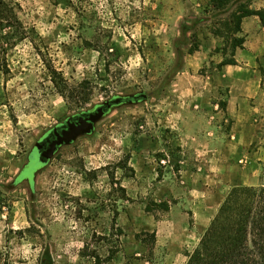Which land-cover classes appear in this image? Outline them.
Here are the masks:
<instances>
[{
    "label": "rangeland",
    "instance_id": "rangeland-1",
    "mask_svg": "<svg viewBox=\"0 0 264 264\" xmlns=\"http://www.w3.org/2000/svg\"><path fill=\"white\" fill-rule=\"evenodd\" d=\"M234 9L209 0H0V264H187L211 225H197L195 203L214 189L226 199L236 187L264 186V92L245 114L255 140L237 164L247 183L229 185L220 172L237 120L229 89L212 76L230 54ZM217 30L227 46L211 55L223 60L189 61L196 39L201 51ZM140 93L148 100L115 108L47 165L32 160L36 143L69 117Z\"/></svg>",
    "mask_w": 264,
    "mask_h": 264
},
{
    "label": "crops",
    "instance_id": "crops-1",
    "mask_svg": "<svg viewBox=\"0 0 264 264\" xmlns=\"http://www.w3.org/2000/svg\"><path fill=\"white\" fill-rule=\"evenodd\" d=\"M248 6L252 11L264 12V0H248ZM241 29L242 36L246 41L243 48H239L235 52L234 59L237 64L224 66L212 76V80L229 89L228 113L230 117L237 120L232 139L225 143L227 150L225 149L223 152L220 171L225 182L230 183L229 185L236 181L247 183L246 169L237 164V160L245 152L246 147L255 140L251 128L248 127L249 116L245 114L250 107L248 102L261 96L264 92V23L260 16H249L243 19ZM226 46L227 43L224 38L211 34L204 40L203 50L191 55L189 61L200 62L202 66L209 63L210 60L220 63L223 60L222 57L219 59V57H214L211 54L213 51ZM222 144L224 145L223 142ZM247 154L250 155L249 152ZM251 167L253 164L249 168ZM210 195V199H206L207 203L197 201L193 211L197 225L202 229L209 227L226 197L224 190L221 189H214ZM186 216L185 225L188 227L189 215ZM177 239V235L170 239L174 242L172 243L174 246H177ZM181 241L182 243L185 242L184 237Z\"/></svg>",
    "mask_w": 264,
    "mask_h": 264
},
{
    "label": "trees",
    "instance_id": "trees-1",
    "mask_svg": "<svg viewBox=\"0 0 264 264\" xmlns=\"http://www.w3.org/2000/svg\"><path fill=\"white\" fill-rule=\"evenodd\" d=\"M210 6L215 10L230 11V21L225 23L228 35L233 36L230 54L224 55L223 62L218 66L221 69L227 65H236L235 52L243 48L245 38L242 36L241 23L244 18L257 15L264 23V12L252 11L248 3L236 4V0H209ZM186 33V26H181ZM182 31V32H183ZM227 42L224 33L220 30L214 32ZM197 38V35H194ZM179 43V41H178ZM200 45L196 39L195 47L189 49L188 55L199 52ZM179 51V60L175 66V73L182 70L184 62ZM52 81L56 84L54 77ZM64 91L74 97L75 91ZM154 238L156 236L153 233ZM187 264H264V186L236 187L225 199L219 212L210 227L204 233L200 245L189 257Z\"/></svg>",
    "mask_w": 264,
    "mask_h": 264
},
{
    "label": "water",
    "instance_id": "water-1",
    "mask_svg": "<svg viewBox=\"0 0 264 264\" xmlns=\"http://www.w3.org/2000/svg\"><path fill=\"white\" fill-rule=\"evenodd\" d=\"M149 95L140 93L137 95L118 96L109 101L98 105L91 111L82 113L79 116L77 123H72V119L75 117H69L67 119V129L62 134H57V139L52 142L49 147L42 151L45 143L40 141L36 143L35 147L40 151V162L42 166L47 165L59 152V150L65 146L73 145L79 138L91 136L95 133L98 123H100L110 112L115 108L123 105L138 104L143 101H147ZM54 133H57L55 130ZM29 180L32 182L31 178Z\"/></svg>",
    "mask_w": 264,
    "mask_h": 264
},
{
    "label": "flooded vegetation",
    "instance_id": "flooded-vegetation-1",
    "mask_svg": "<svg viewBox=\"0 0 264 264\" xmlns=\"http://www.w3.org/2000/svg\"><path fill=\"white\" fill-rule=\"evenodd\" d=\"M80 115H81V114L76 115V116L72 119L71 122H72V123H77V121H78ZM67 128H68V127H67V120H66L64 123H61V124L57 125V126L54 127L53 129H51L46 135H44V136L39 140L41 143H43V142L45 143L44 147L42 148V151L46 150V149L49 147V145L57 139V134H60V135H61L62 132H63L65 129H67ZM55 130H57V133H54ZM39 141H38V142H39ZM32 156H34L33 159H32L34 162H35V161L40 162V159H39V158H40V151H39L36 147L33 149V152H32L31 157H32ZM32 160H30L29 166H30ZM40 163H41V162H40ZM27 167H28V166H27ZM27 167H26V168L24 169V171L22 172L23 175L26 174V169H27Z\"/></svg>",
    "mask_w": 264,
    "mask_h": 264
}]
</instances>
